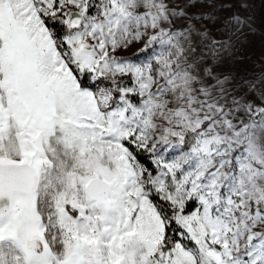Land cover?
Instances as JSON below:
<instances>
[{
	"label": "snow or ice",
	"instance_id": "1",
	"mask_svg": "<svg viewBox=\"0 0 264 264\" xmlns=\"http://www.w3.org/2000/svg\"><path fill=\"white\" fill-rule=\"evenodd\" d=\"M248 8L0 0V264H264Z\"/></svg>",
	"mask_w": 264,
	"mask_h": 264
},
{
	"label": "rangeland",
	"instance_id": "2",
	"mask_svg": "<svg viewBox=\"0 0 264 264\" xmlns=\"http://www.w3.org/2000/svg\"><path fill=\"white\" fill-rule=\"evenodd\" d=\"M250 4V8L247 10H241L242 15H250V23L258 30L264 31V2L262 0H247ZM255 42V49L253 52V59L256 61H260L262 57H264V47L261 45V40L259 36L253 37ZM136 49H132L131 52L127 53L131 55L132 52H135ZM244 66H242L243 68ZM248 71L259 73L261 70V64L257 63L255 67L249 62L246 66Z\"/></svg>",
	"mask_w": 264,
	"mask_h": 264
}]
</instances>
